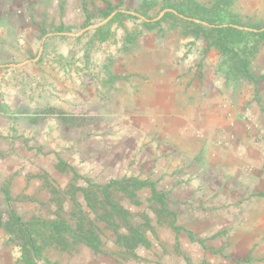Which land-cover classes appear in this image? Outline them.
<instances>
[{"label":"rangeland","instance_id":"rangeland-1","mask_svg":"<svg viewBox=\"0 0 264 264\" xmlns=\"http://www.w3.org/2000/svg\"><path fill=\"white\" fill-rule=\"evenodd\" d=\"M109 1L119 5L105 16L102 0H0V18L15 10L16 18L23 15L25 23L34 25L22 34L34 36L29 38L30 50L17 45L14 55H0V189L8 187L13 195L52 204L54 189L62 191L72 180V167L76 186L86 185V180L147 179L168 202V211L157 220L156 203L148 199L151 187L138 190L135 200L119 198L125 208L143 210L150 219L148 246L139 245L127 262L117 263L108 255L94 257L82 246L74 254L53 252L60 264H237L228 255L236 256L241 249H229L228 239L248 242L247 254L236 256L245 259L244 264H264V255H253L257 246L264 250V194L210 199L206 182L196 185L197 179L184 168L165 169L172 153L176 158L183 152H164L167 143L158 119L165 106L162 99L173 96L174 108L184 109L179 97L186 91L195 93L199 84L213 78L208 60L212 56L219 57L226 81L263 80L264 40L249 56L253 78L226 75L227 55L214 45L206 48L203 35L177 17L161 18L170 9L161 10L159 0ZM248 4L233 0L211 15L224 23H241L245 29H264V18L245 13ZM147 6L152 8L145 10ZM145 15L160 19L158 25L146 27ZM244 38L250 45L255 36ZM256 138L264 146V128ZM175 176H180L178 182H170ZM170 191L176 200L167 195ZM64 194L61 198H68ZM69 203H64L66 208ZM215 204L225 213L218 223L228 229L214 232L218 228L208 226L209 219L210 223L216 219L209 209ZM50 206L13 203L15 211L27 217L53 214L54 205ZM6 219L7 202L0 193V220ZM5 237L0 227V264H15L20 251ZM105 248L116 246L106 241Z\"/></svg>","mask_w":264,"mask_h":264},{"label":"trees","instance_id":"trees-1","mask_svg":"<svg viewBox=\"0 0 264 264\" xmlns=\"http://www.w3.org/2000/svg\"><path fill=\"white\" fill-rule=\"evenodd\" d=\"M102 1L105 8L101 14L105 16L119 5H113L109 0ZM232 2L233 0H159L157 5H160L161 10L170 9L165 11L161 18L177 17L182 23L190 25L195 34L203 35L207 42L206 48L214 45L223 56L227 55L228 59L224 61L229 63L226 75L233 72L253 78L248 68L249 56L255 52L257 42L264 40V29H259L260 26H249V29H245V25L241 23H224L212 16L215 9L218 12L219 9L230 6ZM151 8L152 6H147L145 10ZM146 17L147 20L143 23L148 28H153L160 21ZM195 19L206 23L197 22ZM246 34L255 36L250 45L244 38ZM69 169L73 174L72 180L64 190L54 189L57 195L51 199L52 204L34 197L13 195L8 187L0 189L7 202V219L0 220V227L4 229L5 242L18 246L20 251L15 264H60V261L53 257V252L74 254L82 246L88 247L94 257L108 255L117 263H124L135 256L139 245L148 246L146 231L150 228V219L147 214H144L143 210L131 212L121 204L119 198L126 195L135 200L138 190L146 186L151 187V196L148 199L156 203L155 210L159 220L160 214L164 210L168 211V202L161 197L160 191L154 189L153 182L123 177L104 183L86 180V185L76 186L74 179L77 173L72 167ZM78 191L80 193L77 194ZM62 193H65L64 196L68 193V198H61ZM68 201L70 203L66 208L64 203ZM16 202L48 208L54 205L55 211L50 215L40 213L27 217L15 211L13 203ZM106 241H111L116 248H105Z\"/></svg>","mask_w":264,"mask_h":264},{"label":"crops","instance_id":"crops-1","mask_svg":"<svg viewBox=\"0 0 264 264\" xmlns=\"http://www.w3.org/2000/svg\"><path fill=\"white\" fill-rule=\"evenodd\" d=\"M246 1H249L245 7L246 14H256L257 17L264 18V0ZM10 12V17L0 18V55H14L17 45H24L25 49L30 50V39L34 38L32 35H29L30 39L22 36L25 30L32 31L34 25L25 23L23 15L16 18L18 15L15 10ZM218 59V56L208 58L213 68V78L210 81L199 84L195 93L186 91L179 97L184 109L174 108L173 96L170 100L162 99L165 106L160 110L158 119L161 120V134L163 139L166 138L167 144H162L165 148L163 146L161 149L164 148L166 153L183 152L177 153L176 158H173L172 153L165 162V169L184 168L188 174L192 173L194 180L197 179L196 185L200 181L203 184L206 182L210 199H240L247 193L263 195L264 146L255 140L264 128V79L226 81L221 75L224 66L218 64ZM167 94L164 97H168ZM188 104H191L190 107ZM172 177V183L178 182L180 178L175 176L174 180ZM168 184L170 185L169 182ZM220 185L223 187L219 189ZM167 195L173 200L178 198L173 191L167 192ZM219 208L216 204L209 208L216 217L213 223H210L211 219L208 223V226L218 228L214 232L229 228V225L218 223L223 221L220 217L225 214ZM228 241L229 249H241L235 251L236 256L247 254V241ZM254 252V257L264 255V250L258 246ZM228 256L237 264L247 262L243 258Z\"/></svg>","mask_w":264,"mask_h":264}]
</instances>
